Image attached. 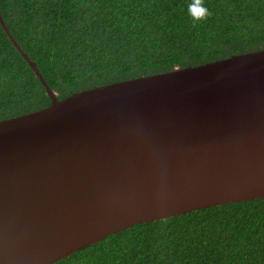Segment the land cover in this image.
I'll list each match as a JSON object with an SVG mask.
<instances>
[{"label":"water","instance_id":"water-1","mask_svg":"<svg viewBox=\"0 0 264 264\" xmlns=\"http://www.w3.org/2000/svg\"><path fill=\"white\" fill-rule=\"evenodd\" d=\"M0 120V264H52L138 223L264 197V48Z\"/></svg>","mask_w":264,"mask_h":264},{"label":"trees","instance_id":"trees-1","mask_svg":"<svg viewBox=\"0 0 264 264\" xmlns=\"http://www.w3.org/2000/svg\"><path fill=\"white\" fill-rule=\"evenodd\" d=\"M0 0L58 99L264 48V0ZM51 102L0 25V120ZM52 264H264V197L135 224Z\"/></svg>","mask_w":264,"mask_h":264},{"label":"clouds","instance_id":"clouds-1","mask_svg":"<svg viewBox=\"0 0 264 264\" xmlns=\"http://www.w3.org/2000/svg\"><path fill=\"white\" fill-rule=\"evenodd\" d=\"M188 10L195 21L206 20L211 15L209 9L204 5V0H193L188 6Z\"/></svg>","mask_w":264,"mask_h":264}]
</instances>
